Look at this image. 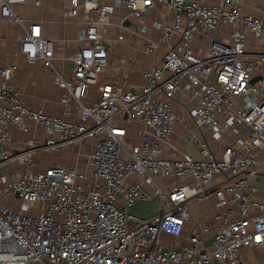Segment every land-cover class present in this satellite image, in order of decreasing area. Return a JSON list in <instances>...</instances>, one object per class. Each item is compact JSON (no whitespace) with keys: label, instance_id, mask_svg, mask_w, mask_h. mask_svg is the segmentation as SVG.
Returning <instances> with one entry per match:
<instances>
[{"label":"built area","instance_id":"1","mask_svg":"<svg viewBox=\"0 0 264 264\" xmlns=\"http://www.w3.org/2000/svg\"><path fill=\"white\" fill-rule=\"evenodd\" d=\"M61 1L65 21L85 17L80 48L63 58L73 62L67 73L55 64L56 40L39 22L26 28L16 11L28 0H0V26L26 28L21 53L50 67L64 92L59 114L29 107L14 82L19 65L0 61V264H262L243 248H264V199L251 183L264 173V76L252 83L264 53L248 51L247 35H264L263 18L246 13L242 0ZM117 8L127 14L115 22ZM133 18L142 23L125 24ZM112 25L119 43L129 38L157 55L165 46L140 90L102 78ZM198 37L208 40L200 41L204 54L194 49ZM178 95L193 102L190 115L220 153L202 139L199 159L164 153L184 119L174 109ZM14 128L31 135L17 139ZM71 147L78 157L87 152L85 160L39 167L38 154ZM210 195L217 211L205 223L190 207ZM156 200L151 217L132 211Z\"/></svg>","mask_w":264,"mask_h":264},{"label":"crops","instance_id":"2","mask_svg":"<svg viewBox=\"0 0 264 264\" xmlns=\"http://www.w3.org/2000/svg\"><path fill=\"white\" fill-rule=\"evenodd\" d=\"M41 3L36 4V0H28L26 4L16 5V11L24 18L26 28L29 27L31 22H39L42 25L43 33L48 37L56 40L55 53H56V66L66 73L69 72L73 65L70 60H64L63 58L75 52L80 48L81 44L77 41V33L84 21L82 18L64 20L63 13L66 7V3L61 0H40ZM209 3L219 2V0H200ZM243 8L246 13H251L256 16H260L264 20V0H242ZM127 14L123 8H117L114 12V21L118 22L121 17ZM93 17L90 14L89 18ZM85 19V17H83ZM82 21V23H81ZM130 24H141V20L130 19ZM126 24V23H125ZM126 24V25H130ZM26 28L13 22L3 23L0 26V61L3 64L17 63L19 70L15 76L14 82L20 93L22 102L32 108H43L45 111L59 114L63 110V105L60 103V98L63 95V89L57 86L54 80V75L50 67L42 64L39 60L35 64H31L26 60V57L20 51V38L25 34ZM111 41V53L109 57V65L104 71L103 79H115L124 82L125 87H130L136 90H140L143 84V73L146 69L157 64L161 56L157 54H147L142 48V45L131 44V39L128 41L119 43L114 37L117 36L120 29L115 25L105 28ZM230 28L225 26L223 28L222 37L229 38ZM155 36L159 35L156 30L152 31ZM248 51L256 53H264V35L260 38L254 36L252 32H248ZM178 39V36L174 37V41ZM200 41L208 43V40L198 37L193 45L198 54L206 53L204 44ZM131 44V45H130ZM165 46L162 45V50ZM257 75L264 76V63L257 71ZM99 85L92 89V96L88 100H97L99 95ZM193 105V102L185 99V97L178 95L174 104V109L177 113L183 116V121L177 125L175 130L170 136L169 142L164 146V153L167 156H180L181 152H189L194 158L199 159L202 157L200 149L196 143V140L202 139L209 143L215 152L220 153L219 142L216 141L212 134L204 130L202 127L196 124L195 119L190 115L189 108ZM134 126H140L139 123H134ZM130 132L135 133V129H131ZM15 137L17 139H27L31 134L24 133L19 128H14ZM135 135H137L135 133ZM174 145L177 146L176 150ZM48 153L38 154L36 159L39 163V167L45 168L40 163L41 157ZM41 156V157H40ZM60 163V162H59ZM57 164V163H55ZM62 164V163H61ZM53 165V164H51ZM66 165V164H65ZM68 166V165H66ZM173 184L175 178H168ZM168 180L160 179L162 183L168 182ZM255 183L258 188V192L254 195L255 199H264V173L261 175H255L252 178L251 183ZM158 200L151 203H141L135 207L132 211L136 214L151 217L159 212L155 210V204ZM145 207V208H142ZM138 209V210H137ZM193 215H197L202 222L214 223V214L216 210V197L215 195L208 196L201 203L193 204L190 207ZM249 250L250 248H243ZM261 250L264 254L263 247H257L255 250ZM254 250V251H255ZM264 264V260L259 258L255 260ZM255 261L249 260L253 263Z\"/></svg>","mask_w":264,"mask_h":264},{"label":"rangeland","instance_id":"3","mask_svg":"<svg viewBox=\"0 0 264 264\" xmlns=\"http://www.w3.org/2000/svg\"><path fill=\"white\" fill-rule=\"evenodd\" d=\"M81 18H82L83 21L85 20L82 16H81ZM76 20H78V18ZM81 23H82V21H81ZM163 51L164 50H162L158 55L161 56ZM86 150L88 151V149H86ZM86 153L87 152H84V153H82V157H78L77 156L78 152L76 151V148L75 147H71L69 149H62V150H58V151H54V152H48V154L43 155L42 157L40 156L41 157L40 163H42V165L44 167H49V166H51V164H55V163H59V162L62 163V164H66L68 166H74L75 164H77V162L80 159L82 161L85 160ZM82 161H81V164H83ZM142 208H145V207H142ZM248 251L249 250H247V249L243 250V252L245 253L246 258H248L249 260L255 261V260L259 259V258H262L264 260V254H263V252L260 249L259 250H255L253 252L250 251V253ZM255 262H257V261H255Z\"/></svg>","mask_w":264,"mask_h":264},{"label":"water","instance_id":"4","mask_svg":"<svg viewBox=\"0 0 264 264\" xmlns=\"http://www.w3.org/2000/svg\"><path fill=\"white\" fill-rule=\"evenodd\" d=\"M126 24H130V21H129V20L126 21ZM262 78H263V76H261V75H256V76H254V78L252 79V83H255L257 80L262 79Z\"/></svg>","mask_w":264,"mask_h":264}]
</instances>
